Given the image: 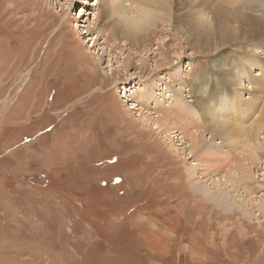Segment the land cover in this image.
<instances>
[{"label": "rangeland", "instance_id": "obj_1", "mask_svg": "<svg viewBox=\"0 0 264 264\" xmlns=\"http://www.w3.org/2000/svg\"><path fill=\"white\" fill-rule=\"evenodd\" d=\"M95 1L0 0V264H264V0H206L203 13L204 0H170L149 8L159 19L133 38L112 35L109 0ZM87 21L102 30V47L91 49ZM199 29L216 40L199 42ZM125 86L140 93L125 99ZM166 86L175 98L160 111L138 89ZM231 91L253 109L244 130L262 147L246 198L256 205L238 198L226 210L193 192L195 159L167 130L206 129L208 143ZM178 97L205 124L182 118ZM132 102L168 127L145 123ZM238 143L249 145L246 136Z\"/></svg>", "mask_w": 264, "mask_h": 264}, {"label": "bare ground", "instance_id": "obj_2", "mask_svg": "<svg viewBox=\"0 0 264 264\" xmlns=\"http://www.w3.org/2000/svg\"><path fill=\"white\" fill-rule=\"evenodd\" d=\"M50 1H52V2L57 1L58 2V0H50ZM104 1H106V0H104ZM205 1L206 0H204V3L202 5V9L200 10V11H202L201 13L205 12L208 9V7H207L208 4ZM84 2L86 3V5L88 4L87 1H84ZM95 2H96V4H93V6H96V5L99 6L100 1L96 0ZM101 4H102V2H101ZM126 4H128V5H126ZM106 6H109V8ZM169 6H171L170 0H168V1L167 0H109L108 4L104 5L103 11L105 10L104 14L106 15V25L108 24V26L111 27L112 35L115 36V34L118 33V34H120L119 36H122V38H127V36L133 38V37H140V36L148 33L153 28L156 20L159 19L158 16L160 17V15L156 14V17H154V13L152 14L149 10L150 7L156 8V10H158V11H159V9H161V11L162 10L164 11V8L167 10L169 8ZM87 10H86V7H84V9L81 10L80 15L81 16L87 15V13H86ZM156 10H155V13H157ZM96 11H97V8H96ZM152 11H154V10H152ZM114 17H117V18L114 19ZM161 20L163 21V18ZM84 24L85 25H81V27H83V29L85 30L84 33L87 34L89 37H91L89 43L91 41H93V45L91 46V49L94 47L95 44L100 46L101 44H97V43H98V41H100V38H102L101 36H103L102 30L97 27L96 23L93 24V23H90L87 21ZM200 28H202V26ZM192 30H194V29H192ZM199 31H200V29H199ZM201 33H202V31H200V32L197 31L194 34V36L196 37V39L199 42H203L204 40H208V41L216 40V37H214L215 35H213L212 38L207 37L208 38L207 39ZM100 47H102V46H100ZM99 51H103V53L105 54V47L101 48V50H99ZM125 63H127V62H125ZM123 64H124V62H123ZM107 69L112 71L113 65H108ZM234 69L233 70L229 69V70L234 72ZM227 70H228V68H227ZM237 71H238V69H237ZM241 71H243V69ZM262 72H263L262 70H259L258 72L255 73L254 76L255 77L261 76V75H263ZM228 73H229V82L231 84H233V86L240 85L238 73L236 74L234 72V74H231L230 71H228ZM208 80H210V79H208ZM253 81L254 80L251 77V84ZM138 89H140V90L142 89L144 91V93H147V97L146 96L145 97L141 96V97L150 101L152 104L151 107L156 108L158 111L165 110V109H167L166 107L169 108V104H167V103L170 102V99L175 98V94H172V90L170 88H168L167 86L162 87L159 90V93H148L146 87H141V88L139 87ZM138 89L136 91H139ZM235 89H236V87H235ZM201 90L204 94H208L207 93L209 90L208 82H203V86H202ZM123 91H124L125 99L128 98L131 101L133 100V99H131V97H133L137 93H140V92L136 93L134 89H132L131 87H127V86H125L123 88ZM238 91H240V90H238ZM251 92L253 93V91H251ZM180 94H182V93L180 92ZM232 94H233L232 91H231V93H228V95L231 97V98H229L231 100V102L228 99L227 104H226V102L224 104V106H225L224 115L227 117V119H225L224 121L222 120V122H216L215 121V125L213 126V129H214L213 134L211 135L208 143H206V144L203 143V145H201L202 143H200V140L202 142L206 141V139L204 138L206 129L202 130L200 132H198V131L196 132L194 130L190 131V130H188L189 125H187L184 129H180L179 127H177L178 124L176 122H173L172 126L167 130V132H170V134L171 133L175 134L174 139H175V137H177L178 142H179L178 146L182 147V146L186 145V147L188 148L187 150L185 148V149H182L181 151H183L184 153L189 152V154L191 155L190 158L195 159V162L192 164V166H193L192 169L188 170V175H189L188 181L190 183V187L192 188L193 192L203 195L209 201H213L214 203L217 204V206L219 205L222 209H226V210H233L238 205H241V204L237 205V203H236V200L238 198H239V201H242V202L248 201L247 203L250 204V206L256 205V203H257L256 201H253V200L250 201V199L247 200L246 198H248L252 195L251 189H250L252 179H254V170H253V166L251 165L252 161L254 162V159L251 161L252 155H254L255 152H256V154L259 155V150H261V147H262V142H260L257 145L258 138H257V140L255 138L258 135V133L256 131L244 130V127H246V126H244V123L247 120L253 118V116H254L253 109H250L249 111L243 110L240 107V105H236L233 102L236 100H234L235 98L233 97ZM158 96L160 97V99ZM182 97H183V95H182ZM253 97L258 99L257 96L253 95ZM223 98H224L223 95L219 96L218 98H215V100H211L210 103H220L221 101H223ZM175 100H178V103H175L174 102ZM135 101L136 100H134L133 102H135ZM172 101L175 103V104L173 103V108H175L178 111V114L182 118H184L186 120H192V121H195L196 118H199V121L201 123L205 124L206 120L204 118L200 119V117H197L196 114H193L189 108H186L185 106L182 107V105H185V103L181 102L182 99L180 97H178ZM133 102L131 104V106H132L131 109H133L135 111L138 110V112H139L138 107L136 105H134ZM236 102L240 103L239 101H236ZM255 103H260V102H255ZM136 104H139V103H136ZM161 104H163L165 106L164 107L162 106L161 108H159L161 106ZM209 109L212 110V106H209ZM263 112H264V107L262 109V114L259 116V119H258L259 123L256 124L258 130H260L262 127H264V113ZM208 113L210 115H212L214 119L216 118L212 114L211 111ZM214 113H215V115L218 114V112H214ZM192 114L196 115L195 118H191V117H193ZM152 117L149 114L140 113L141 120H143L145 123L151 122L152 125H154V128L156 127V129L161 130V128H163L164 126L168 127L169 123L166 124L164 122V124H166V125L162 126L160 124L161 119H159L158 117L157 118L156 117L152 118ZM218 118H220V117H218ZM199 133H202V135H199ZM213 136H216V137L218 136L219 139H221V137H222V140L220 143L216 142L215 148H216V146L220 145V148H218L217 150H211L208 147V145H210V146L212 145L211 142L214 140ZM244 136L247 137V141H249V143H248L249 145H248V147L247 146L244 147V151L242 152L239 149L240 147L238 148V146H239L238 141L241 140ZM167 137H169V135H167ZM169 138H172V137H169ZM171 140L172 139H170V141ZM253 143H254V145H253ZM170 147L174 148L175 146L170 145ZM212 147H214V146H212ZM245 148H248V149L245 150ZM237 154H239L238 155L239 157L236 159ZM201 155L203 157H201ZM230 155H233L232 156L233 159H229ZM222 157H224V160L222 159ZM254 157L256 158L255 160L258 159V156H254ZM250 161H251V163H250ZM257 163H258V160H257ZM218 171L219 172L223 171L222 172L223 176H218V175H220V173L217 174ZM196 177L198 178V180H195ZM214 177H221V179L218 178L217 181H214L213 180ZM193 180H195V181H193ZM257 204H260V206H261L260 210L264 211L263 210L264 206H262L261 203H257ZM240 208H242V206Z\"/></svg>", "mask_w": 264, "mask_h": 264}]
</instances>
